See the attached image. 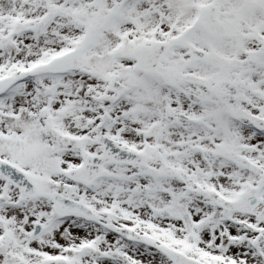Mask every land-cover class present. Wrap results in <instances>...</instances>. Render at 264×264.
<instances>
[{
  "label": "snow or ice",
  "instance_id": "snow-or-ice-1",
  "mask_svg": "<svg viewBox=\"0 0 264 264\" xmlns=\"http://www.w3.org/2000/svg\"><path fill=\"white\" fill-rule=\"evenodd\" d=\"M0 264H264V0H0Z\"/></svg>",
  "mask_w": 264,
  "mask_h": 264
}]
</instances>
